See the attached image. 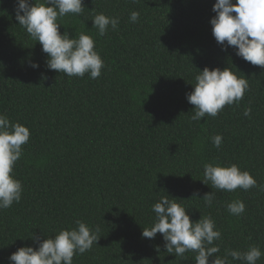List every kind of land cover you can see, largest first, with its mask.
<instances>
[{
    "label": "trees",
    "instance_id": "trees-1",
    "mask_svg": "<svg viewBox=\"0 0 264 264\" xmlns=\"http://www.w3.org/2000/svg\"><path fill=\"white\" fill-rule=\"evenodd\" d=\"M215 2L83 0L81 14L60 19V32H85L95 41L105 67L91 79L49 70L42 45L15 18L17 0H0V114L30 130L12 173L22 183L21 200L0 210V264H10L20 247H38L32 234L42 241L75 228L76 220L99 226L100 239L73 264H195V252L183 259L167 253L160 233L142 238L155 220L152 205L166 195L192 221L212 218L221 233L216 255L249 245L264 253V191L202 182L204 164H236L264 185V68L232 46L222 50L210 23ZM132 11L139 13L135 23ZM99 13L119 17L117 30L109 26L100 36L92 21ZM205 67H229L249 89L238 105L193 121L186 93ZM217 134L219 148L212 143ZM211 192L207 206L202 198ZM233 200L245 204L240 216L227 210Z\"/></svg>",
    "mask_w": 264,
    "mask_h": 264
},
{
    "label": "clouds",
    "instance_id": "clouds-1",
    "mask_svg": "<svg viewBox=\"0 0 264 264\" xmlns=\"http://www.w3.org/2000/svg\"><path fill=\"white\" fill-rule=\"evenodd\" d=\"M83 0H17L15 18L26 30L30 38L42 45L47 54L46 67L66 74L68 77H83L86 73L91 79H97L105 67L99 52L95 50V41L85 32L78 38L70 37L68 32L61 34L60 19L67 14L79 15L83 12ZM212 11L216 15L210 20L212 34L222 50L232 46L236 55L254 66L264 68V0H216ZM132 23L139 19V13L132 11L129 17ZM93 28L100 36L107 33L109 26L117 30L119 17H109L99 13L92 19ZM39 68L38 63H31ZM194 90L186 93V99L194 105L193 121H201L206 115L215 117L225 105L237 104L249 89L248 80L238 77L229 67L209 69L205 67L195 76ZM244 116L251 114L246 108ZM30 138V130L21 123H12L5 114H0V210L18 203L22 196V183L12 175L15 163L23 154L22 146ZM222 135L212 137V143L219 148ZM202 182L212 188L233 192L237 188L245 191L258 188L264 191V185H258L248 171H241L238 165L221 166L206 163L203 166ZM162 196L152 205L155 220L150 228H143L142 238L154 239L162 234L167 253L176 258H184L188 251L195 252V264H229L228 258L241 261L242 264H256L264 253L256 245H249L246 251L228 250L226 256L220 252L214 241L221 233L211 217H201L192 221L184 206L175 198ZM211 206L215 193H207L202 198ZM184 200V199H181ZM230 214L240 216L245 212L241 200H233L226 205ZM198 210V209H197ZM76 227L61 229L51 238L40 240L35 234L30 237L38 245L35 249L24 246L9 256L10 264H73V257L91 250L100 237L99 226L90 228L85 222L76 220ZM159 251V248H157Z\"/></svg>",
    "mask_w": 264,
    "mask_h": 264
}]
</instances>
